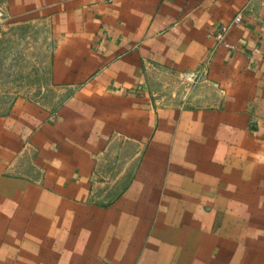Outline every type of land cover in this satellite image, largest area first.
<instances>
[{
    "label": "crops",
    "instance_id": "crops-1",
    "mask_svg": "<svg viewBox=\"0 0 264 264\" xmlns=\"http://www.w3.org/2000/svg\"><path fill=\"white\" fill-rule=\"evenodd\" d=\"M0 264H264V0H0Z\"/></svg>",
    "mask_w": 264,
    "mask_h": 264
},
{
    "label": "built area",
    "instance_id": "built-area-1",
    "mask_svg": "<svg viewBox=\"0 0 264 264\" xmlns=\"http://www.w3.org/2000/svg\"><path fill=\"white\" fill-rule=\"evenodd\" d=\"M240 21V16H235L234 17V19L232 20V22L233 23H238ZM216 39L220 42V40H221V36L220 35H218L217 37H216Z\"/></svg>",
    "mask_w": 264,
    "mask_h": 264
},
{
    "label": "rangeland",
    "instance_id": "rangeland-1",
    "mask_svg": "<svg viewBox=\"0 0 264 264\" xmlns=\"http://www.w3.org/2000/svg\"><path fill=\"white\" fill-rule=\"evenodd\" d=\"M11 100H12V99H8L9 103H10Z\"/></svg>",
    "mask_w": 264,
    "mask_h": 264
}]
</instances>
